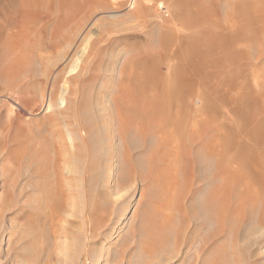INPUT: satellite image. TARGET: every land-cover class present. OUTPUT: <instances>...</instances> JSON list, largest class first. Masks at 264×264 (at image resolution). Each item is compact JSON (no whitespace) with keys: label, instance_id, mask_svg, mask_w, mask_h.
Returning <instances> with one entry per match:
<instances>
[{"label":"rangeland","instance_id":"obj_1","mask_svg":"<svg viewBox=\"0 0 264 264\" xmlns=\"http://www.w3.org/2000/svg\"><path fill=\"white\" fill-rule=\"evenodd\" d=\"M151 1L156 8L134 17L129 0H0V264H264V180L253 181L261 196L252 209L244 187L223 185L231 154L215 156L223 143L264 151V0ZM88 35L103 41L91 48L99 78L82 87L92 96L79 119H96L84 133L102 136L98 115L119 116L82 193L64 175L70 152L56 131L66 128L48 94L63 67L62 89H76ZM13 59L54 72L37 109L18 113L33 89L7 81ZM183 97L198 119L172 126ZM11 108L18 118L8 125ZM249 155L240 158L250 166Z\"/></svg>","mask_w":264,"mask_h":264},{"label":"bare ground","instance_id":"obj_2","mask_svg":"<svg viewBox=\"0 0 264 264\" xmlns=\"http://www.w3.org/2000/svg\"><path fill=\"white\" fill-rule=\"evenodd\" d=\"M111 4L115 7L121 5L120 3H118V0H111ZM129 5H130L129 9L131 10L130 14L132 16L138 15L141 12L147 11V10L155 7V5L152 3L151 0H129ZM107 34L108 33H106V35ZM106 40H108L109 45L112 43V41L110 39H106ZM102 41H103V38L94 39L93 35H88L84 38V42L86 45L84 47L85 48L84 51H82L83 55L81 57L76 58V60H75V67H74L75 70H74L73 74L77 75L76 77H78V79L75 82L77 84L76 85L74 84L76 86L75 90L72 91V90H70V88H66V90L62 89L63 87L66 86V81H65L66 80V75H65L66 73L65 72L67 70L66 69L67 67H63L59 73H57V74L55 73L56 77L53 79V82L51 83L52 84L51 88L53 89V91H50V93L48 94L49 95V102H50V104L48 105V108L52 107L53 105L57 106V103H55V102L59 98L60 103L58 102L59 108L57 110V113L61 116L60 122L62 124H64V128H66L65 134L62 131H56V133H57L56 135L58 136V138L60 140L64 141V143L60 147L62 148V150H66V151L70 152L68 158L62 159L63 164L71 165L70 167L67 168L66 174H64V175L66 178L69 177V179H67V180H69V182H70V176L72 177V175H73V176L77 177V179H76L77 185L76 186L78 188V191H81L82 193H86V191H87L86 181L88 180L89 171L92 169H95L97 167V165L92 164V161L97 160L100 157V156H98L99 155L98 154V148H100V150H101L102 148H104L103 146L106 144V142L108 143V142L112 141V139H114L116 136H118L117 130L112 127L114 125L113 124L114 119L119 116V112H118L119 110L118 109L114 108V110L108 111L105 115H100V116L98 115V117H99L97 120L98 122L101 119L102 120L104 119L107 121V124L105 125L106 131L104 132V135H102V136L100 134L91 133V132L84 133V131L86 130L87 127L89 128L90 126H94L96 119H95V122H92L90 119L83 120L81 118L83 121H80V119H79V116H83L85 114V104H84L85 100L83 101V98H85L87 96V91H85L82 87L84 86L85 82H87L89 79H93V82H95L99 78V77L97 78V76L94 75L95 69L96 68L98 69L100 67L98 65L99 61L96 59L97 55L92 53L91 48L96 44V42H102ZM82 43H83V41H82ZM12 50H13V48H12ZM14 51H8L6 53V56L11 57L12 54H15L16 56L21 57L20 55H22V53H20V52L14 53ZM19 61H20L19 59H15V60L13 59L12 61H10V63L4 67V74H5V77H7V81L10 84H14V82H15V84H16L15 86H17L18 89L21 88L20 86H21V84H23L24 81L28 82V84H30L31 89H33V92H29L30 93L29 96L25 97L24 101H22L19 104L20 106L19 107L17 106L18 107V113L19 112L23 113L28 108L29 103H31L33 105V107H35V108L38 106L37 105L38 104L37 98H38V96L40 98H43L45 86L46 87L49 86L48 85L49 80H50V78L54 72H52L51 70H47V69H45L43 72H41V74L40 73L39 74L34 73L33 71H26L25 69L20 67L21 63H19ZM24 62H26V61L24 60ZM22 64H24V63H22ZM72 65H74V64H72ZM33 68H34V66H33ZM112 71H113V66H111V72L110 73H112ZM24 74H26L25 77H22ZM76 77H74V78H76ZM71 78H73V77H71ZM37 88H39V90H37ZM101 90H102V88L99 91H101ZM90 93L88 95V98H89V96H92V95H90ZM69 95L72 96L73 102L71 100L72 98H69V100L66 101L67 103L69 101V103H68V105H66L67 103H65L64 100L66 99L65 97L69 96ZM108 96H109V103L111 105L113 104L115 106L117 94L109 92ZM88 98L87 99L85 98L86 102H87ZM183 98L180 99L179 101L176 100L177 106L181 107L182 109L178 110L176 112L175 120H174V116H172L171 120H174V121H172V122H174V124H172V126L175 125V123H176L175 121H177V120L179 122L184 123V122L190 121V119L192 118V120H194L193 121V123H194L195 120L198 119L197 117H196L197 118L196 119L194 116H192L193 113H192V108H191V104H190V99L189 98L185 99L186 97L184 99ZM171 99L173 100V98H171ZM61 100H63V102L65 104L62 103ZM172 100L170 102L168 101L169 104H168L167 109L172 107V105H173ZM86 110H87V107H86ZM169 110H172V108ZM173 111L174 110H172V112H169V113L172 114ZM9 112H10V115L8 117L9 118L8 125H11L13 120H16L18 118V115L14 114V111L12 110V108ZM30 112H32V111H30ZM66 112H68L67 113L68 115H65ZM162 116H164V115H162ZM169 116H171V115L169 114ZM69 118L70 119L75 118V120L73 121V125L69 122ZM127 118H128V116H127ZM200 118H202V117H200ZM203 121L205 122V120H203ZM172 122L169 121V123H172ZM199 123H200V121H199ZM167 124H168V122H167ZM182 125H185V124H182ZM182 125L180 127L183 129ZM128 126H132V125L131 124L129 125V123H128ZM172 126H171V129H172ZM175 126H177V125H175ZM109 127H111V128H109ZM161 127H162V125H161ZM165 127H166V125H165ZM180 127L178 126L177 128H179V130H180L181 129ZM191 129H193V128H191ZM126 130H128V128ZM161 130H164V129H161ZM172 130H175V129H172ZM126 134H127V132H126ZM193 135H195L194 130H193L191 137ZM28 136L30 138H33L29 134H28ZM193 137L191 139H193ZM120 138L123 141L125 140V138L122 136ZM67 142L70 143V147L66 146ZM223 144L222 145L220 144V146H218L216 149V155L215 156L217 159V164L220 161H222V158H224L225 156L230 155V154L232 156V160L229 163V166L227 168H225V170L221 176L222 180L224 182L223 185L225 186V184L228 182V180L231 179L234 182V185L241 187V188L244 187L243 189H241V190H244L241 194H243V195L245 194V196L251 195L252 209H255V206L257 204V200L260 198L261 193L257 189L258 188L257 184L255 185V183H253V181H256V183L257 182L259 183L261 180H264V151L261 149H259V151L258 150L256 151V150L252 149L250 146L245 145V144H239V143L238 144H235V143H232V144L227 143L226 144L225 143L224 145ZM233 144H235V145H233ZM207 148H208V150H210L209 147H207ZM214 149L212 151H214ZM58 150H60V149L58 148ZM253 152H255V153H253ZM127 153H128V151H127ZM249 154H253L252 157L250 158V160L253 161L252 163H250L251 164L250 166L247 164V162H248V161H246L247 158L245 159V161H244V158H240V156H242V155L244 157H247V156L249 157L250 156ZM57 156L59 157V154ZM113 158H115V157L109 154L107 156V161L108 160L110 161ZM230 164H234L235 168H232L230 166ZM217 167H219V169H220V166H217ZM106 171L109 172L108 170H106ZM217 172L219 173V171H217ZM217 174L215 173L216 176L215 175L214 176L217 177ZM109 175H112V172H109ZM251 181L255 187L253 186ZM262 182H264V181H262ZM250 183H251V185H250ZM67 185H68V183H67ZM245 185H247L246 186L247 188L245 187ZM72 186L73 185H70L69 187H72ZM74 188H76V187H74ZM218 193L219 192H217L213 195L214 199L217 198ZM130 210H131V208H129V205H126V207H124V211H123L122 215H125ZM137 210L138 209H135L134 212H137ZM261 211H262V214L260 215V219L264 220V202H263ZM221 219L222 220L224 219V214L221 216ZM263 220H262V222H263ZM259 221H261V220H259ZM259 223L261 224V222H259ZM120 225H121V223L119 222L118 226H120ZM118 226H117V228H118ZM261 226H263V225H261Z\"/></svg>","mask_w":264,"mask_h":264}]
</instances>
